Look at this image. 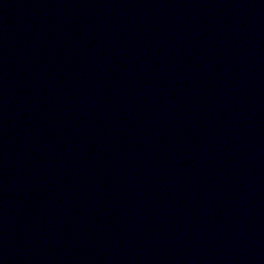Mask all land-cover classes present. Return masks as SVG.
Returning a JSON list of instances; mask_svg holds the SVG:
<instances>
[{"label":"water","instance_id":"95a60500","mask_svg":"<svg viewBox=\"0 0 264 264\" xmlns=\"http://www.w3.org/2000/svg\"><path fill=\"white\" fill-rule=\"evenodd\" d=\"M0 264H264V0H29Z\"/></svg>","mask_w":264,"mask_h":264}]
</instances>
